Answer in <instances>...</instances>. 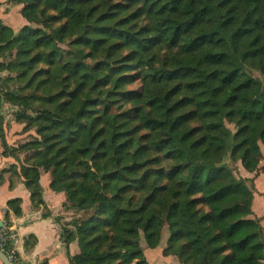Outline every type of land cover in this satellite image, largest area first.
<instances>
[{
    "label": "trees",
    "instance_id": "obj_1",
    "mask_svg": "<svg viewBox=\"0 0 264 264\" xmlns=\"http://www.w3.org/2000/svg\"><path fill=\"white\" fill-rule=\"evenodd\" d=\"M8 2L27 22L0 18V111L36 137L10 146L0 115L3 154L24 152L35 200L50 173L82 212L73 264H151L141 238L166 226L182 264H264V0Z\"/></svg>",
    "mask_w": 264,
    "mask_h": 264
},
{
    "label": "crops",
    "instance_id": "obj_2",
    "mask_svg": "<svg viewBox=\"0 0 264 264\" xmlns=\"http://www.w3.org/2000/svg\"><path fill=\"white\" fill-rule=\"evenodd\" d=\"M12 8L18 14L21 5L9 3L8 0H0V18L7 24V16L12 13ZM18 22L20 26L14 27L15 30H19L27 21L25 18L24 20L20 18ZM15 122H12L11 127L5 126V139L9 145H16L15 143L23 139L24 136L21 133L24 125H17ZM3 151V140L0 137V175L2 176L0 181V219L11 225L16 231L18 242L15 244V262L17 264H73L71 256L76 255L80 248L77 240L67 245L62 238L63 225L66 221L71 220L72 214H74L72 210H66L64 207L67 199L65 192L52 190L50 173L43 172L40 184L44 201L41 203L35 200L24 177L18 173L21 168L20 155L18 159H15V156L5 155ZM15 164L18 167L13 166ZM263 165L264 159L261 162V166ZM246 176L252 177L253 174L247 172ZM260 181H263L264 185V168L255 179L257 192H255L253 201L254 206L258 198L262 200L261 208L264 210V188H260ZM16 198L21 199L22 211L19 215L9 207V201ZM254 214L253 216L264 217V211ZM262 224L264 227V218ZM160 247L163 246L150 248L145 253L151 264H182L175 255L157 253L156 249ZM0 264L3 263L0 261Z\"/></svg>",
    "mask_w": 264,
    "mask_h": 264
},
{
    "label": "rangeland",
    "instance_id": "obj_3",
    "mask_svg": "<svg viewBox=\"0 0 264 264\" xmlns=\"http://www.w3.org/2000/svg\"><path fill=\"white\" fill-rule=\"evenodd\" d=\"M13 10H14V8L11 9L12 13H11V14H8L9 16H7V17H8L7 21H8V24L14 28V27L20 26V25H19L20 23H19L18 21H19L20 18L24 20V17L21 15L20 12H18V14H17V12L15 13ZM5 23L7 24V22H5ZM7 74H8V72L0 73V77H1V79L4 78ZM256 75H258L259 77L262 78V76H260L259 73H256ZM16 110H17L16 107H13V106H11V104L4 102L3 107H2V109H1V111H0V115L3 117V126H4V128H5V126H7V127H11V125H13L12 122L15 121ZM15 123H16V122H15ZM19 124H23V125H25L24 123H19V122H17V125H19ZM23 128H24V126H23ZM22 131H23V129H22ZM11 133H12V132H11ZM21 133L24 135V136H23V139H20L19 141H17V143H15L16 145H10V146H12V147H14V146H18V145H20V144H22V143H26L27 141H30V140H32L34 137H36V132H35L34 129H30V130L27 131V132H21ZM20 141H22V142H20ZM8 155H9V156H15V157H16L15 159H18V156H19V155H20V157H21V160H22L23 158H25V154H24V152L21 153L20 151H16V152H14V151H13V152H10V151H9ZM19 160H20V158H19ZM238 173H239L240 175H241V174H242V175H247V172L242 168V166H241L239 163H238ZM262 182H263V181H260V184H261V185H259L261 189L264 188V185L262 184ZM261 201H262V200H260L259 198L256 200V204H255V205L253 206V208H252V211H253V214H252V215H255L254 213L259 214V213H261V212L264 211V210L261 208ZM253 209H254L256 212H255ZM72 212H74V214H72V217H73V218H76V217L82 215V212H76V211H74V210H73ZM73 218H72V219H73ZM72 219H71V220H72ZM71 220H68V221H71ZM68 221H66V223H67ZM168 236H169V230H168V227L166 226V227L164 228V230H163V236H162L161 243L159 244L160 246H163V247H162L163 249H162L161 247L156 249L157 253H159L160 255H161V254L164 255L163 250H164V248H165L166 245H167V239H168ZM141 244H142V248L144 249V252H145V253L148 252L147 250H149L150 247L147 245V242H146V240H145V238H144L143 236H142V238H141Z\"/></svg>",
    "mask_w": 264,
    "mask_h": 264
},
{
    "label": "built area",
    "instance_id": "obj_4",
    "mask_svg": "<svg viewBox=\"0 0 264 264\" xmlns=\"http://www.w3.org/2000/svg\"><path fill=\"white\" fill-rule=\"evenodd\" d=\"M0 250L7 254L9 259L16 260L15 244L18 237L15 229L0 219Z\"/></svg>",
    "mask_w": 264,
    "mask_h": 264
},
{
    "label": "water",
    "instance_id": "obj_5",
    "mask_svg": "<svg viewBox=\"0 0 264 264\" xmlns=\"http://www.w3.org/2000/svg\"><path fill=\"white\" fill-rule=\"evenodd\" d=\"M1 225V223H0ZM0 261L3 264H17L15 261L9 259L6 253H4L2 250H0Z\"/></svg>",
    "mask_w": 264,
    "mask_h": 264
}]
</instances>
